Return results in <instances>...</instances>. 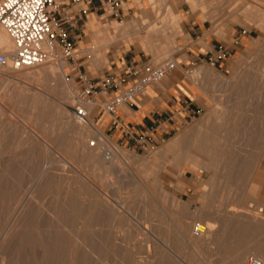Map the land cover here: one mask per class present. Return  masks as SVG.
Instances as JSON below:
<instances>
[{
	"label": "rangeland",
	"instance_id": "1",
	"mask_svg": "<svg viewBox=\"0 0 264 264\" xmlns=\"http://www.w3.org/2000/svg\"><path fill=\"white\" fill-rule=\"evenodd\" d=\"M137 1L141 7L146 0ZM151 5L149 18L134 6L123 22L113 15L101 25L111 26L116 20L119 31L124 27L119 22L135 20L146 35L147 22L154 21L166 30L171 48L162 57L141 49L152 53L153 62L177 60L175 53L189 43L185 22L170 15L172 9L180 11L179 6L184 5V20L192 16L205 21L216 35L230 38L246 27L253 44L229 72L202 63L219 76L205 73L197 79L196 67L185 70L194 82L233 81L227 84L231 86L217 90L213 105L192 119H178L176 128L163 136L137 135L130 142H119L103 132L104 125L93 117L97 105L89 102L95 104L91 122L105 138L91 146L96 133L85 136V125L76 120L69 125L60 107L68 94L76 96L79 68L91 76L103 75L110 52L94 61L91 50L79 51L80 41L75 59L21 69L19 80L5 89L0 79V264H90L89 257H76L81 244L102 252L110 263L132 264V253L125 247L134 242L138 251L145 244L139 235L143 224L158 237H153L157 247L151 250L156 264H237L239 254L248 255V260L260 259L256 248L264 251V225L244 223L238 215L258 211L264 217V0H158ZM83 39L86 46L91 45L86 34ZM102 146L111 152L114 147L124 151L117 154L115 167L83 154L87 148L99 153ZM135 173L145 178L148 191L139 185ZM156 188L169 192L167 199ZM124 199L121 208L117 202ZM205 214L208 221L218 219L224 229L217 255L186 239L188 226L206 219ZM166 245L172 258L166 255ZM137 256L146 257V250Z\"/></svg>",
	"mask_w": 264,
	"mask_h": 264
},
{
	"label": "crops",
	"instance_id": "2",
	"mask_svg": "<svg viewBox=\"0 0 264 264\" xmlns=\"http://www.w3.org/2000/svg\"><path fill=\"white\" fill-rule=\"evenodd\" d=\"M158 0H146L141 7L137 0H125L129 6H124L123 13L127 15L134 6L144 10L145 17L149 18L152 14L154 4ZM193 5L201 4V1H190ZM198 2V3H197ZM100 1L95 0L93 6L99 5ZM132 4V5H131ZM149 4L151 5L149 7ZM176 4V3H174ZM204 6V5H203ZM180 11L170 10L171 16H179L181 24H186V34L189 43L180 51L176 52L177 68L172 71L166 78L149 85L146 90L140 93L135 99L122 104L115 113H109L98 107L93 111L94 119L101 122L99 126L103 132L112 135L119 142H130L137 135H143V138H155L163 136L171 129H175L178 119H192L200 112L208 109L215 101L217 90L225 88L229 82L233 81H208L194 82L186 74L185 70L189 67H196L201 71V77L207 73L219 76L213 69H207L202 63H208L223 72H229L233 68L234 62L238 57L243 55L246 48L250 47L252 34L249 33L240 38L236 44L233 42V33L230 38L224 35H216L211 32V25L205 21H199L195 17L189 16L184 20V5ZM61 15L64 17L70 12L69 3L62 4ZM110 15L108 11L100 8L91 9L89 14L81 19L80 24L75 28L79 34L78 45L80 52L91 50L93 60L103 57L110 52L109 65L105 66L103 73L113 70L122 71L126 61L135 60H152V53L158 57L164 56L170 51V37L166 30L156 27L154 21L147 22L150 27L146 35L140 33V28L135 20L120 23L124 25L121 30H116V20H113L111 26H102L103 19ZM86 34L90 39L91 45L86 46L83 36ZM173 37V36H171ZM202 38V41L199 39ZM83 41V42H82ZM155 41H160L154 44ZM176 41V40H175ZM123 44L122 49L116 45ZM221 44L227 47V55L219 59L215 64L210 63L208 57L215 55ZM112 47H114L112 49ZM116 47V48H115ZM148 49L152 53L142 52L141 49ZM78 52V51H77ZM108 61L106 58L104 64ZM104 67V66H103ZM81 70V68H79ZM171 73V72H170ZM236 83V82H235ZM241 86V85H237ZM210 163L209 166H212ZM213 167V166H212ZM264 168V165H263ZM264 174V172H263ZM255 184H252L253 186ZM261 192L264 194V181L261 183Z\"/></svg>",
	"mask_w": 264,
	"mask_h": 264
},
{
	"label": "built area",
	"instance_id": "3",
	"mask_svg": "<svg viewBox=\"0 0 264 264\" xmlns=\"http://www.w3.org/2000/svg\"><path fill=\"white\" fill-rule=\"evenodd\" d=\"M0 0V26L12 36L15 47L10 51L0 50V64L13 68H22L43 63L48 60L66 58L75 59L78 49L79 34L75 28L91 9L104 8L119 21L124 20L125 0ZM69 3L70 12L61 15L62 4ZM246 27L233 33V42L249 34ZM227 47L221 44L215 55L208 60L215 64L226 57ZM176 66L172 58L161 62L151 60H129L122 71L110 70L100 76H91L78 71L77 103L73 106L75 116L80 122L89 121L90 112L87 102L96 103L97 107L109 113L135 99L146 88L163 79ZM254 264L259 260L251 259Z\"/></svg>",
	"mask_w": 264,
	"mask_h": 264
},
{
	"label": "bare ground",
	"instance_id": "4",
	"mask_svg": "<svg viewBox=\"0 0 264 264\" xmlns=\"http://www.w3.org/2000/svg\"><path fill=\"white\" fill-rule=\"evenodd\" d=\"M211 1V0H210ZM0 27H3V26H0ZM15 47V43H14V40L12 38V36L10 35V33L7 31V29L5 27H3V29H1L0 31V50H5V51H10L12 49H14ZM66 59V58H65ZM52 60H48V61H45L43 63H40V64H36V65H33V66H26V67H22V68H13L11 66H5V65H1L0 64V79L3 81V88H7V87H11V86H14V82L16 80H19L18 78V74H19V70L21 69H26V68H39L40 66L44 65V64H48L49 62H51ZM49 66V65H48ZM52 66V65H51ZM47 67V66H46ZM61 67H64L63 64H61ZM177 67V64L175 66V68ZM48 68V67H47ZM50 68V67H49ZM7 71V72H6ZM28 71V69H27ZM174 71V70H173ZM35 73H33L34 75H36V72L38 73V71H33ZM50 72V71H49ZM21 73V72H20ZM169 74H172V72L168 73L165 78L169 75ZM31 75V74H30ZM56 76V75H55ZM38 77V75H37ZM52 77V76H51ZM201 77V71H196V74L194 76V78H200ZM23 78V76H22ZM54 78V77H53ZM66 78V77H65ZM32 80V79H31ZM56 80V79H55ZM54 80V81H55ZM57 81V80H56ZM42 82V81H41ZM66 82V81H65ZM237 82V81H236ZM20 83V82H19ZM22 84V83H21ZM32 84V83H31ZM66 84V83H65ZM42 85V84H41ZM48 85V84H47ZM54 85V84H53ZM40 86V85H39ZM33 87V86H32ZM38 87V86H37ZM67 87V85H66ZM40 89V87L38 88ZM47 89V88H46ZM58 90V89H57ZM16 91V89H15ZM70 93V91L68 92ZM61 96H62V93H61ZM64 96V95H63ZM63 99V97H62ZM35 100V99H34ZM66 101V100H65ZM34 102V101H33ZM67 102V103H66ZM66 102H62V106L60 107V110H61V113L64 114L68 119H69V125H73V120H76L78 121V124H82V125H85V131H86V134L85 136H91L92 133L91 131H94L96 134L95 135V140L91 141V146H96L99 142L105 140L104 138V135L101 133V132H97L96 131V128H95V125H94V121L91 122V118L89 116V121L87 123H84V122H80L78 120V118L75 116L74 114V111L71 109L73 107V105H75L77 103V98L76 96H69L68 94V100ZM36 103V102H35ZM86 106L89 110V112L91 111V109H93V107H95V104L93 103V105H91L89 102L86 103ZM217 129V128H216ZM219 129V127H218ZM78 136V135H77ZM90 144H89V147H90ZM112 145V144H111ZM214 145V144H213ZM76 149V147H75ZM100 152H95L93 150H90V149H86L84 150L83 154L89 156V157H96V158H99L100 160H102V162L104 164H109L112 165L113 167L116 166V163H115V159L117 158V154H123L124 151H121L120 149L114 147V151H110L109 149L106 148V146H102L100 147ZM161 151V150H160ZM123 152V153H122ZM175 156V155H174ZM179 156V155H178ZM188 157V156H187ZM119 158V157H118ZM230 158V157H229ZM8 159V158H7ZM98 160V159H97ZM117 160V159H116ZM79 162V161H78ZM213 167H219L218 164H212ZM111 167V166H110ZM112 167V168H113ZM108 169V168H107ZM204 171V170H203ZM165 172V171H164ZM131 176V175H130ZM135 176L138 180V183L139 185L143 186L144 188L147 189L148 191V188L150 187H147L146 185V180L145 178H143L141 175L135 173ZM158 178V177H157ZM109 179V178H108ZM160 179V178H159ZM136 181V180H135ZM87 184V183H86ZM138 185V186H139ZM68 188V187H67ZM94 189V188H93ZM74 190V189H73ZM140 190H142L140 188ZM150 191V190H149ZM154 191L156 193H158L159 195H162L165 199H167V197L169 196V192H166L165 190L161 189V188H156L154 189ZM93 193V192H92ZM97 193H99L97 191ZM142 193V192H141ZM152 193V192H151ZM96 194V193H95ZM110 194V193H109ZM154 195V194H153ZM101 196V195H100ZM95 197V196H94ZM20 198V197H19ZM142 198V197H141ZM98 199V198H97ZM143 199V198H142ZM172 199L174 201H177V197H173L172 196ZM100 200V199H99ZM114 201V200H113ZM125 201L126 199H124L123 201L121 202H117V205L121 208H124L125 207ZM163 201V200H162ZM168 201V200H167ZM103 202V201H102ZM87 203V202H86ZM98 203V202H97ZM114 203V202H113ZM162 206V205H161ZM100 207V206H98ZM114 207V206H113ZM112 207V208H113ZM168 207V206H167ZM221 207V206H220ZM260 207V206H259ZM232 209V211L230 212H233V208H230V210ZM261 209V208H260ZM236 210V209H235ZM122 211V210H121ZM251 211V210H250ZM261 211V210H260ZM259 211V212H260ZM237 212V211H236ZM254 212V211H253ZM199 213V212H198ZM239 213V212H238ZM201 214V213H200ZM232 215H235L234 212L231 213ZM237 214V213H236ZM240 214V213H239ZM62 215V214H61ZM202 216V214H201ZM237 216V215H235ZM239 218L241 217L243 220H244V223H248L246 221H249V222H252L255 223L254 225H264V217H262V215L260 213H258V211L255 213H251V212H248V213H245L244 214H241V215H238ZM237 216V217H238ZM162 217V216H161ZM160 217V218H161ZM207 215L205 214L204 215V218H206ZM163 218V217H162ZM240 218V219H241ZM165 219V218H164ZM241 219V220H242ZM210 220V219H209ZM163 221V220H162ZM143 222V221H142ZM143 224V223H142ZM169 225V223H168ZM158 226V225H157ZM59 227V226H58ZM158 228V227H157ZM180 229V228H179ZM170 230V229H169ZM224 229H220V221L218 219L216 220H210L208 221L207 218L204 219V220H198L196 221L195 223L191 224L188 226L187 228V231H186V239H188L187 241H189L192 245H198V246H205L206 248L212 250V255H217V253L219 252V245L217 244L218 240L220 239L221 237V234H222V231ZM184 231V230H183ZM63 233V232H62ZM64 234V233H63ZM157 234V233H156ZM45 235V234H44ZM61 235V234H60ZM134 235V233H133ZM139 235H143L144 238H142L141 240L142 241H145V244H141L140 245V249L138 251H135V246H132L133 243L131 245H127L125 247V251H129L130 253H132V264H156V257L154 256V254H152V249H155L156 250V247H157V244L153 242V237L157 238L158 237L154 234V230L150 228V226L148 224H143L142 226V232L139 233ZM46 236V235H45ZM58 236V235H57ZM67 236V235H66ZM135 236V235H134ZM139 237V236H138ZM141 237V236H140ZM134 238V237H133ZM183 238V237H182ZM113 239V238H112ZM139 239V238H137ZM136 239V241H138ZM141 241V242H142ZM73 242V241H72ZM71 242V243H72ZM76 243V242H75ZM102 243V242H101ZM74 244V243H73ZM120 244V243H119ZM58 245V244H57ZM72 245V244H71ZM79 245V244H78ZM77 245V246H78ZM97 245H100V244H97ZM102 245V244H101ZM138 245V244H137ZM76 246V244H75ZM164 246V245H163ZM96 247V246H95ZM101 247V246H100ZM100 247H96V248H99ZM109 247V246H108ZM167 248V256L172 258L171 257V248L169 246H165ZM258 248H256L257 250H259V255H260V259L259 258H251V259H257L259 260V263L258 264H262V260H264V251L260 248V246H257ZM47 248V247H46ZM52 248H48V256L50 258H52V255H53V252L51 251ZM98 249V250H99ZM102 249V248H101ZM143 249L146 250V253H147V256L145 257H142L141 259L138 258V254H141L143 253ZM61 250V249H60ZM73 250V249H72ZM75 250V249H74ZM73 250V251H74ZM93 250V251H92ZM97 250V249H96ZM94 247H90V249H88L86 247V245H79V247H77L76 249V257L77 258H81V257H89L90 259V264H115V263H110V261H108L103 253L101 252H98L96 251ZM100 251V250H99ZM62 252V251H61ZM154 253V252H153ZM162 253V252H161ZM73 254V253H72ZM165 254V253H164ZM37 255V254H36ZM58 256V255H57ZM60 256V255H59ZM165 256V255H164ZM237 256V255H236ZM141 257V256H140ZM93 258V259H91ZM114 258V257H113ZM248 255L246 254H239L238 257H237V264H254L252 262V260H248ZM3 259V258H2ZM158 262V261H157ZM264 262V261H263ZM51 263V261H50ZM120 263V262H119ZM159 264V263H158Z\"/></svg>",
	"mask_w": 264,
	"mask_h": 264
}]
</instances>
